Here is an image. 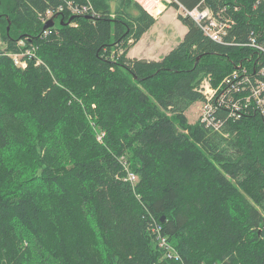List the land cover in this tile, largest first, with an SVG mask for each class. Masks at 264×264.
<instances>
[{"label": "trees", "instance_id": "trees-1", "mask_svg": "<svg viewBox=\"0 0 264 264\" xmlns=\"http://www.w3.org/2000/svg\"><path fill=\"white\" fill-rule=\"evenodd\" d=\"M178 1L232 17L224 41L178 14L165 55L130 57L156 22L135 0H0V264H264V118L185 115L204 76L264 63V0Z\"/></svg>", "mask_w": 264, "mask_h": 264}, {"label": "built area", "instance_id": "built-area-1", "mask_svg": "<svg viewBox=\"0 0 264 264\" xmlns=\"http://www.w3.org/2000/svg\"><path fill=\"white\" fill-rule=\"evenodd\" d=\"M153 17L163 14L168 8L173 7L178 14L188 16L201 27L205 35L213 40L223 41L227 37L228 28L234 24V20L226 16L223 11L214 13L208 6H195L191 9L186 8L178 0H135ZM69 10L72 13L78 14L85 12V8H77L70 6ZM62 11V6L56 9L59 13ZM53 10H46V19L52 17ZM54 18L55 20L59 17ZM56 26V25H55ZM254 34V33H253ZM257 36L251 35L247 45L255 48L264 54V40L258 42ZM22 44V41H19ZM31 50L27 48L25 51L12 52L10 57L15 65L24 68L27 65L25 57H31ZM256 65V62H254ZM253 71V72H252ZM248 70L245 65L238 64V66L231 71L230 74L225 75L217 84L211 83L209 75L201 79L196 89L201 94L202 99L199 102L198 121L203 126L212 129V131L222 132L224 120L216 113L218 108L226 109L227 118L237 120L244 116L248 110L258 113L264 118V63L257 68ZM251 72V73H250ZM101 136L97 138L100 139ZM126 178L134 180L135 175L128 171ZM160 243L164 244V240L160 238Z\"/></svg>", "mask_w": 264, "mask_h": 264}, {"label": "rangeland", "instance_id": "rangeland-1", "mask_svg": "<svg viewBox=\"0 0 264 264\" xmlns=\"http://www.w3.org/2000/svg\"><path fill=\"white\" fill-rule=\"evenodd\" d=\"M177 16L178 13L173 7L156 16V22L130 48L128 55L146 59H159L165 55L181 39L182 29L185 28ZM57 24L58 19L55 20V25ZM11 53L8 52L7 55L10 57ZM198 108L199 103L197 102L185 111L189 123L197 121L199 116Z\"/></svg>", "mask_w": 264, "mask_h": 264}, {"label": "water", "instance_id": "water-1", "mask_svg": "<svg viewBox=\"0 0 264 264\" xmlns=\"http://www.w3.org/2000/svg\"><path fill=\"white\" fill-rule=\"evenodd\" d=\"M57 15H58V14H54L52 17H50L49 19H47V20L44 22V24H43V29H46V28H48V27L53 26V24H54V18H56ZM70 20H71V18L67 21V23H69ZM59 22L62 23V19H60ZM161 221H162V219H161Z\"/></svg>", "mask_w": 264, "mask_h": 264}, {"label": "bare ground", "instance_id": "bare-ground-1", "mask_svg": "<svg viewBox=\"0 0 264 264\" xmlns=\"http://www.w3.org/2000/svg\"><path fill=\"white\" fill-rule=\"evenodd\" d=\"M87 8H88V7H87ZM56 9H57V8H56ZM91 9L93 10L92 7H91ZM190 9H191V8H190ZM85 10H86V9H85ZM88 11H89V10H87V12H88ZM90 11H91V10H90ZM45 12H46V11H45ZM68 12H71V11H68ZM95 13H96V12H95ZM95 13H94V14H95ZM94 14H93V15H94ZM41 15H42V14H41ZM59 15H60V14H59ZM95 15H96V14H95ZM95 15H94V16H95ZM228 16H229V15H228ZM40 17H42V16H40ZM92 17H93V16H92ZM87 18H90V17L88 16ZM231 18H232V17H231ZM232 19H233V18H232ZM43 20H44V19H43ZM43 20H42V21H43ZM66 24H67V23H66ZM255 33H256V32H255ZM256 36H257V34H256ZM258 39H259V38H258ZM223 41H224V40H223ZM257 41H258V40H257ZM261 41H262V40H261ZM247 42H248V41H247ZM247 42H246V43H247ZM0 43H1V40H0ZM248 46H249V45H248ZM261 56H262V55H261ZM32 57H33V56H32ZM258 58H259V57H258ZM260 58H261V57H260ZM263 58H264V56H263ZM28 59H29V58H28ZM30 59H31V58H30ZM32 59H33V58H32ZM262 60H263V59H262ZM36 61H38V60H36ZM261 63H262V61H261ZM237 64H238V63H237ZM244 64H245V63H244ZM250 64H251V63H250ZM252 64H253V63H252ZM242 65H243V64H242ZM248 65H249V63H248ZM256 65H257V64H256ZM258 65H259V64H258ZM245 66H246V65H245ZM250 66H251V65H250ZM247 67H248V66H247ZM251 68H252V66L250 67V69H251ZM204 77H206V76H204ZM201 99H202V98H201ZM251 111H252V110H251ZM134 175H135V174H134ZM126 179H127V178H126ZM157 230H158V229H157ZM158 231H159V230H158ZM155 232H156V231H155ZM155 232H154V233H155Z\"/></svg>", "mask_w": 264, "mask_h": 264}, {"label": "crops", "instance_id": "crops-1", "mask_svg": "<svg viewBox=\"0 0 264 264\" xmlns=\"http://www.w3.org/2000/svg\"><path fill=\"white\" fill-rule=\"evenodd\" d=\"M182 27H183V26H182ZM185 31H186V27H185L184 29H182V35H181V37L183 36V34L185 33ZM144 34H145V33H144ZM142 36H143V35H142ZM142 36H141V37H142ZM140 39H141V38H140ZM140 39H139V40H140ZM131 48H132V47H131ZM129 50H130V49H129ZM128 56H129V55H128ZM133 57H136V56H133Z\"/></svg>", "mask_w": 264, "mask_h": 264}]
</instances>
